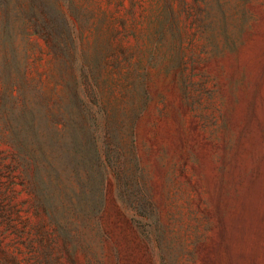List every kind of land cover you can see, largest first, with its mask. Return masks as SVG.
<instances>
[{
  "label": "rangeland",
  "instance_id": "obj_1",
  "mask_svg": "<svg viewBox=\"0 0 264 264\" xmlns=\"http://www.w3.org/2000/svg\"><path fill=\"white\" fill-rule=\"evenodd\" d=\"M3 48L30 84L0 79V264H264V0H0ZM68 87L99 159L57 116ZM21 129L48 213L12 167Z\"/></svg>",
  "mask_w": 264,
  "mask_h": 264
},
{
  "label": "trees",
  "instance_id": "obj_2",
  "mask_svg": "<svg viewBox=\"0 0 264 264\" xmlns=\"http://www.w3.org/2000/svg\"><path fill=\"white\" fill-rule=\"evenodd\" d=\"M42 20V29H46L48 32L51 29L48 17L45 15ZM48 33V40L52 42V38ZM2 57V71H0V79L4 78V84H13L22 87V94H26L27 85L30 81L25 77L23 73V79L18 81L12 77L11 69L17 65L18 50L15 48H3L0 50ZM1 67V66H0ZM24 96V95H23ZM25 99V98H24ZM46 99V98H45ZM47 101V99H46ZM47 106V112L51 113L49 105ZM24 108L27 109V105L24 104ZM57 116L62 120V124L66 128L72 130H79L83 132V135L89 136V142H92L95 153L98 154L97 159L101 158V150L97 144V134L100 130L98 117L94 114L89 107L87 101L82 97L78 89L71 87L67 88V93L63 96H59L57 105ZM22 135L14 141L15 150L14 163L12 167L14 170H21L20 178L27 184L28 191L33 197V206L42 210L45 213L50 212L51 204L46 194V187L44 183V174L46 173V167L44 163V153L38 142L35 140L32 131L21 129L18 132ZM16 183H12L13 189H15Z\"/></svg>",
  "mask_w": 264,
  "mask_h": 264
}]
</instances>
